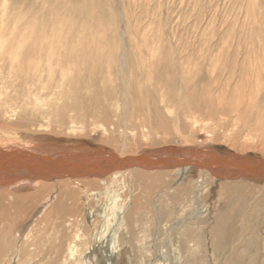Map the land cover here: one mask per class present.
I'll return each instance as SVG.
<instances>
[{"label": "bare ground", "instance_id": "1", "mask_svg": "<svg viewBox=\"0 0 264 264\" xmlns=\"http://www.w3.org/2000/svg\"><path fill=\"white\" fill-rule=\"evenodd\" d=\"M69 1L78 9L60 10L56 17L80 14V7L93 0ZM19 48L5 54L10 61L0 60L3 89H13L9 93L16 98L42 91L48 101L65 95L64 107L55 112L61 127L70 123L75 129L86 113L107 120L113 89L92 86L110 62L80 64L72 61L75 49ZM4 93L0 102L12 105L15 98L10 103ZM153 111V118L149 113L140 117L144 121L138 117L140 126L167 132L182 127L179 117ZM115 117L108 124L116 132L136 131V124L128 125L133 116L127 111ZM108 124L99 126L104 133L110 132ZM166 146L135 156L89 144L59 153L0 147V264H11L16 254L19 264H87V258L95 264H259L264 162L205 144ZM210 183L219 184L214 201L220 208L205 214L198 202ZM101 196L105 208L97 212L94 203ZM110 203L113 215L105 211Z\"/></svg>", "mask_w": 264, "mask_h": 264}, {"label": "rangeland", "instance_id": "2", "mask_svg": "<svg viewBox=\"0 0 264 264\" xmlns=\"http://www.w3.org/2000/svg\"><path fill=\"white\" fill-rule=\"evenodd\" d=\"M75 2L1 1L0 60L10 61L5 54L15 48L24 52L53 46L75 49L72 61L80 64L110 62L103 75L94 72L98 80L92 86L113 89L114 103L107 120L101 122L86 113L75 129L70 123L61 127L55 112L64 107L65 95L48 101L47 91H42L16 98L9 93L13 89L0 85L8 102L15 98L9 106L0 102V147H39L59 153L89 144L135 156L166 145L205 144L226 153L253 155L264 162V0H93L80 7V14L55 16L60 10L78 9ZM135 88L142 92L137 94ZM155 108L167 117H179L182 127L167 132L140 126L138 117L144 121V114L149 113L153 118ZM125 111L133 116L128 125L137 126L133 133L129 130L130 135L124 129L116 132L108 124ZM68 114L66 121L72 112ZM102 124H108L110 132L104 133L99 127ZM119 135L122 137L116 142L111 141ZM216 185L203 186L200 212L220 208L214 201ZM104 203L101 196L94 210L104 209ZM113 209L110 203L105 211L113 215ZM27 225L29 222L22 225V232ZM261 228L259 264H264ZM15 256L11 264H19ZM84 261L95 264L88 258Z\"/></svg>", "mask_w": 264, "mask_h": 264}]
</instances>
